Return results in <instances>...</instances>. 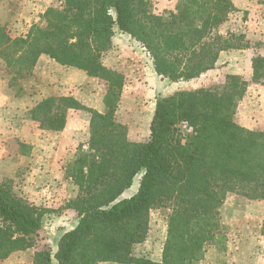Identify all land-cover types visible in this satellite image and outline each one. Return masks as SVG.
I'll list each match as a JSON object with an SVG mask.
<instances>
[{
  "label": "trees",
  "instance_id": "trees-1",
  "mask_svg": "<svg viewBox=\"0 0 264 264\" xmlns=\"http://www.w3.org/2000/svg\"><path fill=\"white\" fill-rule=\"evenodd\" d=\"M61 1L24 37L12 38L0 27L10 86L28 78L42 56L106 84L104 112L63 96L29 113L51 132L66 129L70 110L91 115L88 148L80 146L66 169L80 191L70 205L78 224L62 235L54 256L40 251L33 264H205L209 247L227 250L220 210L228 194L264 201V125L250 130L235 120L248 83L233 74L215 88L159 98L150 139L132 142L116 118L125 77L107 67L104 56L117 28L147 51L158 76L197 80L217 69L222 52L249 49L243 35L218 32L237 11L233 0H180L159 15L149 0ZM251 68L252 82L264 86V55H255ZM184 125L191 132L184 133ZM141 173L138 192L124 199ZM153 209L170 210L160 262L134 255L147 240ZM48 212L0 184V263L36 246Z\"/></svg>",
  "mask_w": 264,
  "mask_h": 264
},
{
  "label": "rangeland",
  "instance_id": "rangeland-1",
  "mask_svg": "<svg viewBox=\"0 0 264 264\" xmlns=\"http://www.w3.org/2000/svg\"><path fill=\"white\" fill-rule=\"evenodd\" d=\"M149 1L154 13L159 15L175 10L180 0ZM261 1L233 0L237 11L218 30L224 36L229 33L243 35L241 43L249 45L247 55L242 53L239 58H233L234 61L225 59L218 69L189 82L173 83L158 76L147 51L115 28V42L105 54L104 63L125 77L116 118L127 127L130 141L150 139V124L159 98L179 91L221 86L228 75H233L236 64L239 69L236 71H240L239 76L248 83V88L238 104L235 120L250 130L264 125V86L252 82L251 68V59L258 54L264 55V6ZM61 6V0H0V27L12 38L24 37L34 25L42 23V16L48 9ZM10 80L6 63L0 57V184L10 187L28 203L50 212L36 237V246L26 252H17L0 264H33L35 254L40 251L50 250L54 256L62 235L78 224V215L70 205L80 191L66 177V169L80 146L84 150L88 148L91 115L70 110L66 129L51 132L41 129L30 119L29 113L43 100L63 96L104 112L106 84L82 71L60 66L47 56L40 58L28 78L19 80L15 86H10ZM183 131L187 134L191 129L184 125ZM141 178L142 173L125 193L126 198L138 192ZM169 212L168 209L151 210L149 234L144 243L135 247L136 257L155 262L162 260ZM220 217L226 227L227 250L209 247L205 264H264V201L229 193ZM53 264L57 262L53 260Z\"/></svg>",
  "mask_w": 264,
  "mask_h": 264
},
{
  "label": "crops",
  "instance_id": "crops-1",
  "mask_svg": "<svg viewBox=\"0 0 264 264\" xmlns=\"http://www.w3.org/2000/svg\"><path fill=\"white\" fill-rule=\"evenodd\" d=\"M236 6V5H235ZM237 8V7H236ZM115 34H116V31H115ZM114 42H115V36H114V38H113V44H114ZM242 53L243 54H245V55H247V51L246 50H243V51H227V52H222L221 53V55H220V58H219V61H218V63H217V69L219 68L218 66L220 65V64H222L223 63V61L225 60V59H230V60H233V58H239L240 56H242ZM252 58V57H251ZM234 61V60H233ZM250 61V60H249ZM231 66L232 67H234L233 66V63L231 64ZM236 67H235V71H234V73L233 74H237V75H239L240 74V71H236V70H239V69H237L238 68V64H236L235 65ZM99 112H101V111H99ZM128 191V190H127ZM126 191V192H127ZM125 192V193H126ZM125 193L123 194V197L124 198H126V196H125Z\"/></svg>",
  "mask_w": 264,
  "mask_h": 264
}]
</instances>
